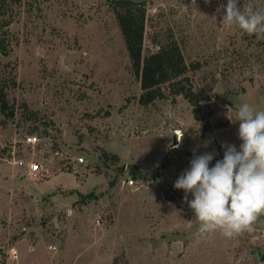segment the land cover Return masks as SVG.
<instances>
[{"label":"rangeland","instance_id":"obj_1","mask_svg":"<svg viewBox=\"0 0 264 264\" xmlns=\"http://www.w3.org/2000/svg\"><path fill=\"white\" fill-rule=\"evenodd\" d=\"M144 1L143 53L178 42L196 66L197 117L168 84L164 97L140 103L108 0L9 3L0 138L38 134L47 156L66 158L32 179L0 150V264H264V215L235 239L201 235L174 188L194 154L215 151L211 167L222 143L239 149L240 104L264 110V40L222 22L227 0ZM249 5L264 9V0H239Z\"/></svg>","mask_w":264,"mask_h":264},{"label":"clouds","instance_id":"obj_2","mask_svg":"<svg viewBox=\"0 0 264 264\" xmlns=\"http://www.w3.org/2000/svg\"><path fill=\"white\" fill-rule=\"evenodd\" d=\"M238 4L239 0H227L226 7L221 5L222 22L264 40V9L251 5L241 9ZM231 121L239 122V149L222 143L223 158L211 167L215 151L194 154L189 168L174 183L175 189L184 191L199 234L219 231L226 239L251 231L264 215V110L243 103L237 107L235 122Z\"/></svg>","mask_w":264,"mask_h":264},{"label":"trees","instance_id":"obj_3","mask_svg":"<svg viewBox=\"0 0 264 264\" xmlns=\"http://www.w3.org/2000/svg\"><path fill=\"white\" fill-rule=\"evenodd\" d=\"M20 0H0V55L11 50L9 26L13 17L8 13L9 3ZM118 20L134 73L141 80L142 93L139 101L143 105L164 97L162 86L168 84L170 92L183 95L192 105L196 117L199 112V98L192 87L190 69L196 66L186 62L181 46L171 40L157 50L144 55L146 33V2L144 0H108ZM0 106L6 112L9 108L5 87L0 88ZM107 155V154H106ZM118 160V155H113ZM264 260V258H263Z\"/></svg>","mask_w":264,"mask_h":264},{"label":"built area","instance_id":"obj_4","mask_svg":"<svg viewBox=\"0 0 264 264\" xmlns=\"http://www.w3.org/2000/svg\"><path fill=\"white\" fill-rule=\"evenodd\" d=\"M44 144L40 135L33 133L20 139L15 137L4 141L0 138V150L4 152L2 158L22 168V175L32 179L49 176L55 164L66 158L59 150L51 151L47 156ZM10 253L14 259L18 257L16 248H11Z\"/></svg>","mask_w":264,"mask_h":264}]
</instances>
